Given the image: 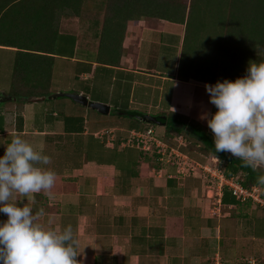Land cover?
<instances>
[{
    "label": "crops",
    "instance_id": "obj_1",
    "mask_svg": "<svg viewBox=\"0 0 264 264\" xmlns=\"http://www.w3.org/2000/svg\"><path fill=\"white\" fill-rule=\"evenodd\" d=\"M251 1L191 0L182 23L154 17L128 20L118 63L110 65L96 59L107 0H91L75 18L62 14L63 28L57 29L76 37L71 56L20 58L17 48L0 46V155L11 138L20 135L50 157L44 167L56 173L54 186L29 194L23 203L32 207L42 227L71 226L79 264H210L215 254L225 261L223 254L246 247L264 264V254L255 247L260 240L264 243V235H253L250 228L264 222V211L245 202L223 204L224 191L218 198L216 184L202 177L201 165L223 170L224 161L204 154L205 160L194 158L180 148L184 137L160 136L163 124H158L162 134L150 127L162 142L186 155L194 172L178 173L164 156L145 162L133 157L134 147L114 148V127L131 124L124 111L158 119L181 115L196 123L199 134L205 131L212 138L201 118L215 111L205 83L242 76L249 61L264 59V17L250 19L241 9ZM18 63V75L4 73ZM60 93L104 103L108 113ZM245 208L250 214L240 217ZM235 219L240 227L246 221L248 232L235 236L228 231Z\"/></svg>",
    "mask_w": 264,
    "mask_h": 264
},
{
    "label": "clouds",
    "instance_id": "obj_2",
    "mask_svg": "<svg viewBox=\"0 0 264 264\" xmlns=\"http://www.w3.org/2000/svg\"><path fill=\"white\" fill-rule=\"evenodd\" d=\"M204 88L215 111L201 118L212 133L215 152L264 170V59L249 61L242 76L205 83ZM49 163L48 155L20 135L0 155V214L6 217L0 220V264H79L71 226L42 227L32 207L23 203L29 194L54 186L56 173L44 167ZM257 183L264 185V175Z\"/></svg>",
    "mask_w": 264,
    "mask_h": 264
},
{
    "label": "trees",
    "instance_id": "obj_3",
    "mask_svg": "<svg viewBox=\"0 0 264 264\" xmlns=\"http://www.w3.org/2000/svg\"><path fill=\"white\" fill-rule=\"evenodd\" d=\"M90 1L91 0H0V46L17 48L16 54L22 55L20 58L28 55L38 58L52 57L51 55L71 56L74 51L76 37L72 34L59 32L55 25L57 13L62 12L64 14L65 11H70L73 16L77 17L80 15V12L85 9V6L89 5ZM107 1L108 5L106 7L102 30L99 36L96 59L100 63L109 65L118 63L124 27L128 20H138L141 17H154L170 22L182 23L186 18L187 10H190L192 5L191 0ZM118 30L121 31L117 37L113 36ZM16 67L18 69L21 65L18 63ZM137 114L136 112L124 111V116H128L131 119V124L121 125L119 123L117 125L118 127H114L116 128V134L114 136L115 149L122 141L127 139L131 130L141 129L143 131L151 125H154L153 123L148 124L147 122L139 120L136 117ZM161 120L164 125L165 137H183L185 133L189 132L203 144V146H197L196 143H193L190 147L199 151L201 154L215 156L218 160L224 161V173L227 176H237L244 187L258 184L257 178L264 175V170L246 167L240 159L231 156L229 153H216L211 136L205 131L199 134L196 123L188 120L186 117L177 114H166ZM82 123L83 119L81 118V125ZM88 137L92 138L91 135ZM127 147L130 148L133 146ZM134 148L131 153H134L132 155L137 160L149 162L161 159L160 154L155 150L143 151L140 148ZM180 148L184 150L182 147ZM117 155H119L120 158L123 156L119 154V152H117ZM140 166L141 164L139 163L138 169H140ZM223 191L224 193L221 197V202L223 204L238 205L240 203V201L236 200L233 195H231L227 188ZM245 203L252 205L250 201ZM254 207L257 210L260 209L264 211L263 208L255 205ZM244 216L247 215L242 214V217ZM250 226L253 235H264V222H255ZM241 254L242 253L236 256V258H238L236 260L245 264L246 257Z\"/></svg>",
    "mask_w": 264,
    "mask_h": 264
},
{
    "label": "built area",
    "instance_id": "obj_4",
    "mask_svg": "<svg viewBox=\"0 0 264 264\" xmlns=\"http://www.w3.org/2000/svg\"><path fill=\"white\" fill-rule=\"evenodd\" d=\"M122 146H133L145 151L154 150L160 154V158L163 156L167 160L173 161L176 165L178 173H192L195 167L189 165L186 155L178 152V150L170 147L162 142L154 134L151 127L145 130H131L126 140L121 142ZM217 163V160H215ZM197 165V164H196ZM202 170V177L205 180H210V184H216L218 190V198H220L223 188H227L233 197L240 201H250L253 205L264 209V186L259 184L251 185L250 187H244L240 181L234 176H226L221 167L217 165L204 164L200 166ZM218 202L220 200H217ZM211 264H226L219 254H215L211 259ZM245 264H262L259 258L256 256L246 257Z\"/></svg>",
    "mask_w": 264,
    "mask_h": 264
},
{
    "label": "rangeland",
    "instance_id": "obj_5",
    "mask_svg": "<svg viewBox=\"0 0 264 264\" xmlns=\"http://www.w3.org/2000/svg\"><path fill=\"white\" fill-rule=\"evenodd\" d=\"M258 5V3H260V5H264V0H254V1H251V2H247V5L246 6H244L243 8H242V6H241V9L243 10V15H245L246 17L248 16V17H250V19L251 18H254V16H256L257 15V17L259 16V18H260V15H263V17H264V8H262V7H258V6H256V4ZM235 5H236V3H232L231 4V12H232V14H235L234 13V7H235ZM89 8H92V7H87V9H89ZM66 13L65 14H68L67 15V17H69V18H72V17H74L75 18V16H73L71 13H70V11H65ZM63 13L62 12H58L57 13V20H56V22H55V25H56V27L57 28H63L62 27V22L65 20L64 18L65 17H63V15H62ZM62 15V16H61ZM65 16V15H64ZM255 19V18H254ZM264 19V18H263ZM259 20V19H258ZM14 61V60H13ZM14 63V62H13ZM20 69V67H18V69H17V67L15 66V64H13V66H11V65H8V67H7V70L4 72L5 74H7L8 75V72H9V70H12V73L15 75V73L18 75L20 72H18V70ZM3 73V74H4ZM14 75H11V76H9V78L10 79H13V76ZM12 94H14V93H12ZM128 117V116H127ZM127 117H125V119L127 118ZM129 118V117H128ZM154 127H155V130L157 131V133H160V134H162V131H161V129H162V126L161 125H156V124H154L153 125ZM161 137H163L164 139H166V137L164 136V135H160ZM183 137L185 138V139H183L182 140V142L183 143H181V147L188 153V154H190L191 156H193L194 158H196V159H198V160H205V156L204 155H202V154H200L199 153V151H197V150H195V149H193L192 147H190V145L192 144L193 145V141H191L190 142V138H191V136H188L187 134H184L183 135ZM168 142L170 143V144H174V145H178L179 143H178V141L177 140H168ZM153 150H154V147L152 148ZM143 151H145V150H143ZM215 160H210V163H213ZM185 174V173H184ZM188 174V173H187ZM205 183H210V180H206L205 181ZM252 206H254L253 204H252ZM253 209V208H252ZM222 210H224V211H226V212H228V210H227V208H223ZM250 210H249V208H245V211H243V214H245V215H249L250 214ZM232 214H234V212H232ZM232 214H231V216H232ZM240 217H242V214H241V216ZM248 220V219H247ZM236 219H235V221H234V223H231V224H228L227 225V230L228 231H230L231 230V232H232V234H235V236H242L245 232H248L247 231V229H246V227H247V223H246V221L244 222V224L240 227V226H238V225H236ZM256 246H259L260 247V254H264V243H263V240H260V242H258L256 245H255V247ZM246 250H243V251H240V252H242V254L241 255H244V256H248V257H251V256H258V255H254V249L252 248V249H250L249 247H246L245 248ZM233 250H234V252H230V255H228V254H223V258H224V262L226 263V264H228L229 262L227 261V259H229V260H231V259H233V260H236V259H238V258H236V256L237 255H239L238 253H240V252H238V251H236L235 250V248H233ZM235 258V259H234ZM234 264H242L241 262H238V260L237 261H235L234 262Z\"/></svg>",
    "mask_w": 264,
    "mask_h": 264
},
{
    "label": "water",
    "instance_id": "obj_6",
    "mask_svg": "<svg viewBox=\"0 0 264 264\" xmlns=\"http://www.w3.org/2000/svg\"><path fill=\"white\" fill-rule=\"evenodd\" d=\"M59 95H63V96H66V97H69L70 99H72L73 101L81 104V105H84V106H87L91 109H94L96 110L97 112L101 113V114H107L108 113V109H109V106L104 104V103H101V102H93V101H88L86 96L84 95H81V94H73V93H60ZM0 100H1V97H0ZM138 119H140L141 121H144V122H147V123H153V124H162V121L161 119H158L156 118L155 116H152V115H148V114H145V115H142V116H136Z\"/></svg>",
    "mask_w": 264,
    "mask_h": 264
}]
</instances>
